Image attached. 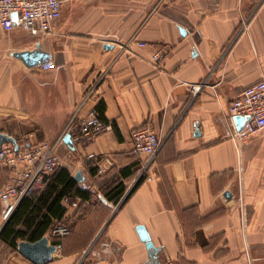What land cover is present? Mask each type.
Instances as JSON below:
<instances>
[{"label":"crops","instance_id":"obj_1","mask_svg":"<svg viewBox=\"0 0 264 264\" xmlns=\"http://www.w3.org/2000/svg\"><path fill=\"white\" fill-rule=\"evenodd\" d=\"M37 43L53 68L13 55ZM263 76L264 0H64L48 33L0 26L1 132L19 145L54 142L99 102L110 125L88 143H58L90 196L63 202L52 225L70 233L47 230L60 246L43 264L147 263L137 225L159 247L158 264H264V130L236 144L228 116L230 101ZM142 126L161 141L152 158L132 150L130 132ZM7 174L0 167V187ZM140 176L123 201L99 197L119 180L127 194ZM0 264L34 263L0 239Z\"/></svg>","mask_w":264,"mask_h":264},{"label":"built area","instance_id":"obj_2","mask_svg":"<svg viewBox=\"0 0 264 264\" xmlns=\"http://www.w3.org/2000/svg\"><path fill=\"white\" fill-rule=\"evenodd\" d=\"M64 0H0V26L11 29L15 24H21L30 34H44L51 30L55 20L61 14ZM16 14L13 19L12 14ZM140 46L146 43L140 41ZM165 48L157 47L150 56L152 64L159 66L165 56ZM43 69L53 68L54 62L48 59L39 65ZM201 84L191 86L196 92ZM92 92V88L89 93ZM234 115H248L240 129L230 133V138L236 143H241L253 134L264 130V76L258 81L246 86L233 98L228 105V116L233 123ZM234 124V123H233ZM110 128L93 108L85 117L80 119L77 129L70 134L71 145L75 143H88L99 133ZM132 150L137 154H144L152 158L161 146L157 132L150 126H142L130 132ZM60 138L51 142L40 140L19 145L15 150L10 142L0 145V167L8 171L6 181L0 187V201L3 203V218L8 216L22 197L33 195L44 187L45 180L61 164L57 151ZM88 157H94L89 153ZM103 166H98L97 171L102 172ZM80 197L70 195L64 198L68 206H76ZM70 233V227L64 223H55L50 230V237L63 238ZM56 248L60 243H55Z\"/></svg>","mask_w":264,"mask_h":264},{"label":"trees","instance_id":"obj_3","mask_svg":"<svg viewBox=\"0 0 264 264\" xmlns=\"http://www.w3.org/2000/svg\"><path fill=\"white\" fill-rule=\"evenodd\" d=\"M96 109L99 117L104 119L102 102L98 103ZM128 168H122L121 173L126 175ZM142 178L143 176L139 177L127 194L125 185L119 180L103 189L100 196L117 204L129 196ZM70 195L86 199L90 196V192L78 186L68 168L61 163L45 180L44 187L40 191L19 200L0 230V239L16 249L19 240L33 241L45 235L47 230H51L53 221L61 219L64 215L66 210V206L63 205L64 198Z\"/></svg>","mask_w":264,"mask_h":264},{"label":"water","instance_id":"obj_4","mask_svg":"<svg viewBox=\"0 0 264 264\" xmlns=\"http://www.w3.org/2000/svg\"><path fill=\"white\" fill-rule=\"evenodd\" d=\"M13 19H16V14H12ZM183 32V29H181ZM106 47L109 45H105ZM14 56L19 58L26 66H38L42 62L48 60L51 55L49 52L44 51L40 48L39 43L31 50H21L13 53ZM248 118V115H234L232 120L236 127V129H240L244 123V120ZM63 142L69 146H71V138L70 133H65L63 137ZM10 142L13 144L14 149H18V144L16 139L5 133L0 131V145L2 143ZM74 179L77 182H81L84 184V177L82 175V171L77 169L73 175ZM223 195L228 199L230 198V192L228 190L224 191ZM100 198L103 201H106L102 196ZM7 217H4L2 224L0 225V230L5 224ZM137 233L142 241L145 243V247L148 250V261L144 264H158L157 261V253L159 251V247L155 246L150 239L148 232L146 231L143 225L136 226ZM17 251L26 259L31 261L34 264H43L49 259H51L52 254L56 251V246L54 243L49 242L47 235H42L40 238L30 241V240H19L16 244Z\"/></svg>","mask_w":264,"mask_h":264},{"label":"rangeland","instance_id":"obj_5","mask_svg":"<svg viewBox=\"0 0 264 264\" xmlns=\"http://www.w3.org/2000/svg\"><path fill=\"white\" fill-rule=\"evenodd\" d=\"M2 213H1V218H3V211H1Z\"/></svg>","mask_w":264,"mask_h":264}]
</instances>
